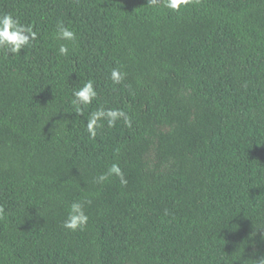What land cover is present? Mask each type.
<instances>
[{"label":"trees","instance_id":"obj_1","mask_svg":"<svg viewBox=\"0 0 264 264\" xmlns=\"http://www.w3.org/2000/svg\"><path fill=\"white\" fill-rule=\"evenodd\" d=\"M0 264H253L264 255V0H0ZM63 21L75 42L57 41ZM68 43L67 57L58 54ZM126 72L113 85L110 70ZM99 93L76 112L72 91ZM98 107L132 118L97 130ZM118 163L127 180L95 178ZM88 200L83 231L62 227Z\"/></svg>","mask_w":264,"mask_h":264},{"label":"clouds","instance_id":"obj_2","mask_svg":"<svg viewBox=\"0 0 264 264\" xmlns=\"http://www.w3.org/2000/svg\"><path fill=\"white\" fill-rule=\"evenodd\" d=\"M193 0H147V3L152 6L163 4V6L173 12H179L181 7L188 6ZM57 41L75 42L77 39L76 32L66 26L63 21H58L56 32L54 34ZM37 40V31L33 24H24L20 18L12 12L0 13V51L5 55H17L21 53V49L33 47ZM58 54L67 57L69 54L68 43H60ZM126 72L119 67H113L109 73V79L112 84L121 85L125 78ZM98 91L94 80L86 79L83 83L74 88L72 91L73 104L79 105L76 112L83 116V108L92 105L93 101L98 98ZM122 120L127 127L132 126V118L121 108L98 107L95 111L89 112L86 119V128L91 139L97 136V130L104 127L106 122L107 127H115L117 121ZM116 176L120 179L122 185L127 184L124 173L118 163H112L106 172L101 173L95 178L96 183H103L110 177ZM90 203L88 200H74L70 203L67 209L66 218L63 220L62 227L72 232L83 231L87 225L89 217L85 211V205ZM4 213V207L0 205V216ZM242 264H248L244 259H241ZM253 264H264V255L255 259Z\"/></svg>","mask_w":264,"mask_h":264}]
</instances>
